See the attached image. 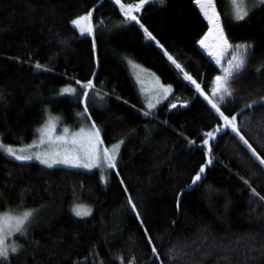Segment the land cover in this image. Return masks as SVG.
<instances>
[{
    "label": "trees",
    "instance_id": "1",
    "mask_svg": "<svg viewBox=\"0 0 264 264\" xmlns=\"http://www.w3.org/2000/svg\"><path fill=\"white\" fill-rule=\"evenodd\" d=\"M214 2L229 42L254 45L246 68L232 83L235 105L231 99L227 102L229 108L239 109L264 97V71H258L264 65V6L238 22L232 0ZM253 2L245 5L251 9ZM94 5L95 50L92 37L80 35L70 24ZM138 16L164 49L148 40L135 22L123 24L111 0H0L2 141L13 146L30 142L47 114L77 128L83 105L61 89L71 86L79 93L74 81L92 79L103 99L90 93L89 112L105 146L126 140L118 163L120 178L158 250L163 245L165 264H264V202L252 197L239 178L249 179L264 196V171L230 130L213 143V163L202 180L195 185L191 180L206 161L200 134L219 121L163 51L211 95L220 66L196 43L207 31V21L194 0L150 2ZM230 58L226 54L224 65ZM131 60L172 85L168 99L151 110L129 69ZM37 62L44 69H36ZM238 120L245 137L264 156V102ZM124 185L115 170L104 183L96 170L48 168L0 153V212L39 210L25 234L14 237L21 251L10 253L3 264H119L120 256L124 264L132 257L136 264H145L151 251L138 221L127 211ZM74 204L88 207L91 215L76 217ZM203 236L207 242H202ZM249 237L248 246L231 243ZM169 249H182L183 254L169 261Z\"/></svg>",
    "mask_w": 264,
    "mask_h": 264
},
{
    "label": "snow or ice",
    "instance_id": "2",
    "mask_svg": "<svg viewBox=\"0 0 264 264\" xmlns=\"http://www.w3.org/2000/svg\"><path fill=\"white\" fill-rule=\"evenodd\" d=\"M111 2L118 7L119 12L122 13V23L128 24L135 22L139 25V28L143 30L145 37L155 42L160 48L164 49V45L156 39V36L143 23L138 16V13L145 8L147 4L158 3L164 5L165 0H138L136 3H124L123 0H111ZM195 5L202 13L204 20L207 21V31L196 41L200 48L204 49L210 57H212L217 65L220 66V73L217 74L212 81L211 95L205 93L201 84L183 70L182 65L167 52L165 49L163 55L167 57V60L175 66L176 69L183 72V80L190 82L195 87L199 96L203 97L210 109L214 111L219 123L215 124L211 130L205 131L202 134L201 146L206 148V161L202 164L196 174L191 178L192 184L202 180V176L205 173L206 167L213 163V143L218 144V136L220 134H227L226 130H230L233 138L237 143L247 152L250 156L261 166V171H264V156L257 151L256 147H253V143L243 134V129L238 120V117L243 115L246 110L252 109L260 102H264V97L260 98V101L252 99L246 102L242 107L237 109L235 106L229 108L227 102L229 99L233 101L235 105L236 90L232 87L233 81L238 78L243 70L246 68L248 59L250 56V50L254 47L253 44L244 42L232 44L225 33L224 23L220 12L217 10L214 0H194ZM234 5V20L238 22H244L250 18V14L253 10H256L258 6H264V0H254L252 8L249 9L244 0H232ZM96 5L83 14L75 16L71 19L70 24L74 27V30H78L80 35H89L92 37V48H96V35L95 25L93 23L94 11ZM103 24V20L100 21ZM230 53V59H227V66L224 65L226 54ZM131 64V61H129ZM34 67L36 69H44V65L37 62ZM133 67H138L133 65ZM258 71H264V65H262ZM95 75V73H93ZM140 80V76H137ZM80 88V92L77 93V89L71 86H66L61 89V93L72 94L76 96L77 103L83 105V110L78 113V116L82 120L90 121L88 128L81 127L76 133H70L68 128L63 129L61 135L56 134V122L49 117L48 121L39 128L38 142L32 144L14 147L10 144H4L0 141V153H4L9 157L14 158L17 161H30L36 159L40 164L52 168L54 165L63 164L70 167H83L93 168L103 165L107 169L115 170V175L119 178L121 185H124L123 178H120V171L118 168L119 157L121 155V146L126 143L125 139H121L116 143H113L111 147L104 145V139L100 127L97 126L96 121L92 119V114L89 112V97L90 93L95 92L97 97L101 96L99 90H96L95 84L92 79H88L86 82L79 80L74 81ZM143 83V81H141ZM155 87L149 90V95L153 98L147 100V108L149 110L156 107L162 100L168 99L172 94V85H163L160 83L159 78L154 81ZM106 95V94H105ZM155 101V102H154ZM187 103V102H185ZM171 108H176V104H171ZM144 115H149L145 112ZM247 127V125H245ZM190 144H194L195 141H188ZM41 149L34 151V149ZM242 183L248 187L251 191L252 197L258 198L259 201L264 202V196L257 192L256 188L251 186L249 179L239 177ZM103 179V177H102ZM123 191L126 194L125 203L127 205V211L134 216L138 221L139 227L142 229L145 237V244L150 248L151 257L145 264H165L164 259H161V251L158 250L156 243L152 235L149 234V228L145 224V220L141 216V211L138 209L137 204L134 202L132 195L128 192V188L124 185ZM179 197L177 198V208H179ZM38 209H27L23 212L13 215L6 213L0 215V264L9 260L10 253L16 254L21 251V248L16 244L9 245L6 241L7 238L13 233L25 234V229L31 222L32 218L38 213ZM72 212L76 217H85L91 215L90 209H85L83 205L74 204L72 206ZM176 221H173V225ZM202 242H207L208 237L203 236ZM249 238H237L231 241L232 244L237 246H248ZM215 247V243L212 245ZM261 249L264 250V244L261 245ZM249 250H252L251 248ZM183 254L182 249H169L166 253V259L169 261L179 258ZM119 264H124L125 257L120 256L117 258ZM102 264V262H101ZM128 264H136L135 257L128 260Z\"/></svg>",
    "mask_w": 264,
    "mask_h": 264
},
{
    "label": "rangeland",
    "instance_id": "3",
    "mask_svg": "<svg viewBox=\"0 0 264 264\" xmlns=\"http://www.w3.org/2000/svg\"><path fill=\"white\" fill-rule=\"evenodd\" d=\"M244 3L247 5V0H244ZM84 36H89V35H84ZM200 47V46H199ZM202 49V48H201ZM206 54H208L204 49H202ZM210 57V56H209ZM212 58V57H210ZM133 65H136L138 67H133ZM128 66H129V69L135 79V81L140 84L141 86V97L146 99V103H147V100L150 99V98H153L152 96L149 95V90L154 88L155 87V84H154V81L156 78H158L157 75H155L153 72H151L150 70L144 68L143 66L139 65L138 63L134 62L131 60V64L128 63ZM225 66H227V62L225 64ZM136 75V77H135ZM140 76V80L137 79V76ZM141 81H143V83H141ZM160 83L163 84V85H167V84H164L161 82V80L159 79ZM155 102V101H154ZM161 103V102H160ZM159 104V103H158ZM157 104V105H158ZM156 105V106H157ZM49 117H51L55 122H56V134L57 135H61L63 133V129L64 128H68L69 129V132L70 133H76L80 130L81 127H84V128H88L90 122L87 121V120H82L80 118L79 120V126H77V128H72L68 125H64L61 123L60 121V118L57 116V115H54V114H47L46 115V118H45V121L37 128V131H36V135L35 137L28 143H25V144H22V145H19V146H14V147H20V146H24V145H28V144H32L34 142H38V138H39V128L42 127L49 119ZM0 141H2L1 137H0ZM3 142V141H2ZM4 143V142H3ZM6 144V143H4ZM111 147V146H109ZM41 149L37 148V149H34V151H39ZM6 155V154H5ZM7 156V155H6ZM9 157V156H7ZM10 159H13L15 160L14 158L12 157H9ZM17 161V160H16ZM19 162H38L40 163L38 160L36 159H32L30 161H19ZM45 166V165H44ZM54 166H60V167H66V168H70V169H76V170H85V171H98L99 174H100V179L102 182H106L107 181V178H108V173L111 171V169H107L106 167H104L103 165L99 166V167H93V168H83V167H70V166H66V165H63V164H58V165H54ZM103 177V179H102ZM84 206V205H83ZM85 209H89L88 207L84 206ZM25 210V209H24ZM23 209L22 210H7V211H4V212H0V215H3V214H6V213H11L13 215H16V214H19L21 212L24 211ZM20 233H13L12 235H10L8 238H7V243L9 245L11 244H16L17 243L15 242V239L14 237L16 235H18Z\"/></svg>",
    "mask_w": 264,
    "mask_h": 264
},
{
    "label": "built area",
    "instance_id": "4",
    "mask_svg": "<svg viewBox=\"0 0 264 264\" xmlns=\"http://www.w3.org/2000/svg\"><path fill=\"white\" fill-rule=\"evenodd\" d=\"M139 14V13H138Z\"/></svg>",
    "mask_w": 264,
    "mask_h": 264
},
{
    "label": "water",
    "instance_id": "5",
    "mask_svg": "<svg viewBox=\"0 0 264 264\" xmlns=\"http://www.w3.org/2000/svg\"><path fill=\"white\" fill-rule=\"evenodd\" d=\"M208 55V54H207Z\"/></svg>",
    "mask_w": 264,
    "mask_h": 264
}]
</instances>
